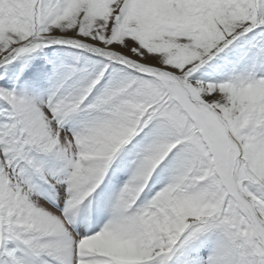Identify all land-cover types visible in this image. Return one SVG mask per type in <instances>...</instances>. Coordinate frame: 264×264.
I'll return each mask as SVG.
<instances>
[{
	"label": "snow or ice",
	"instance_id": "obj_1",
	"mask_svg": "<svg viewBox=\"0 0 264 264\" xmlns=\"http://www.w3.org/2000/svg\"><path fill=\"white\" fill-rule=\"evenodd\" d=\"M0 264H264V0H0Z\"/></svg>",
	"mask_w": 264,
	"mask_h": 264
}]
</instances>
